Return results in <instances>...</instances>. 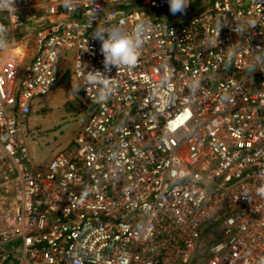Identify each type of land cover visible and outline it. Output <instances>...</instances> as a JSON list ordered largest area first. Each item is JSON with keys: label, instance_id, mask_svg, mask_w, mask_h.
<instances>
[{"label": "built area", "instance_id": "2783aa9c", "mask_svg": "<svg viewBox=\"0 0 264 264\" xmlns=\"http://www.w3.org/2000/svg\"><path fill=\"white\" fill-rule=\"evenodd\" d=\"M190 2L0 12L10 51L34 47L16 87L0 68V264H264V0ZM140 21L137 64L105 71L97 25ZM70 57L89 117L36 165L24 125Z\"/></svg>", "mask_w": 264, "mask_h": 264}, {"label": "rangeland", "instance_id": "374dc122", "mask_svg": "<svg viewBox=\"0 0 264 264\" xmlns=\"http://www.w3.org/2000/svg\"><path fill=\"white\" fill-rule=\"evenodd\" d=\"M33 55L32 43L0 55V67L8 87H16ZM70 59L65 64L60 62L62 74L56 85L47 94L32 100L28 123L24 125V145L36 165L47 164L56 152L76 137L89 117L80 83L72 74Z\"/></svg>", "mask_w": 264, "mask_h": 264}, {"label": "clouds", "instance_id": "9594fccd", "mask_svg": "<svg viewBox=\"0 0 264 264\" xmlns=\"http://www.w3.org/2000/svg\"><path fill=\"white\" fill-rule=\"evenodd\" d=\"M170 12L175 15L183 13L188 7L190 0H168ZM74 6V0H64V7ZM16 13L15 0H0V12ZM147 31V25L144 21L137 23L131 30L125 28L122 24L104 26L98 24L93 38L101 42V53L104 56L105 71H111L112 67L121 66L134 67L141 55L144 44V37ZM9 29L0 24V53L10 54L12 47L8 40ZM89 85L102 84L103 89L100 92L99 99L107 98L112 88L111 79L99 70L88 72L85 76ZM167 79V77H165ZM79 89H76L78 91ZM264 194V189L261 190Z\"/></svg>", "mask_w": 264, "mask_h": 264}, {"label": "crops", "instance_id": "0c3cea01", "mask_svg": "<svg viewBox=\"0 0 264 264\" xmlns=\"http://www.w3.org/2000/svg\"><path fill=\"white\" fill-rule=\"evenodd\" d=\"M1 68V67H0ZM24 72V71H23ZM23 74V73H22Z\"/></svg>", "mask_w": 264, "mask_h": 264}]
</instances>
